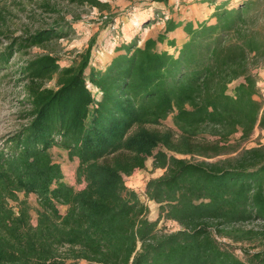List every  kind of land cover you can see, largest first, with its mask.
Segmentation results:
<instances>
[{"label":"trees","instance_id":"16d2710c","mask_svg":"<svg viewBox=\"0 0 264 264\" xmlns=\"http://www.w3.org/2000/svg\"><path fill=\"white\" fill-rule=\"evenodd\" d=\"M208 1L209 17L184 25L175 53L158 46L177 27L168 18L88 76L94 37L61 66L46 48L67 36L64 17L13 35L0 8V70L9 75L11 59L33 46L45 50L13 71L24 121L0 140V264H264V142L244 145L264 130L252 71L264 64V0ZM169 116L173 127L162 125ZM52 147L77 159L81 188L64 180ZM149 157L162 170L144 185L155 220L124 179ZM161 219L179 228H158Z\"/></svg>","mask_w":264,"mask_h":264},{"label":"rangeland","instance_id":"374dc122","mask_svg":"<svg viewBox=\"0 0 264 264\" xmlns=\"http://www.w3.org/2000/svg\"><path fill=\"white\" fill-rule=\"evenodd\" d=\"M100 1L107 3L103 10H98L89 4L71 3L68 0H0V8L6 12V32H12L13 35H20L25 31L33 32L35 29L49 24L53 19L64 17L70 25L67 36L56 41H50L48 48H46L47 50H53V54L57 57L61 66L76 63L78 57L85 52L90 39L94 37L89 66L85 72L86 76L90 75L93 70L103 69L116 53L123 52V50H115L122 43L136 39L140 44L146 36L156 35L157 31L163 27L162 22L165 19L209 17L210 9L213 10L214 8V5L208 0H168L166 5L154 0ZM215 1L218 3L225 0ZM226 1L229 5H234L239 0ZM43 3L54 7L55 10L49 11ZM6 43L7 40L3 39L0 49ZM43 51H45L43 48L33 46L27 50V54L11 59L13 66L11 70H7L11 72L8 73L9 75L6 74V70H0V78L2 77L0 83V140L6 133L16 129V126L24 121L19 119V111L23 109L22 104H19V101L23 98L21 85L16 82L19 73L13 71L17 68L20 60L35 56ZM260 68H264V64L253 66L252 71L255 73ZM258 80H260V76L257 75ZM235 83L232 82L231 84ZM45 85L55 88L53 80L46 82ZM93 92L97 96V91L93 90ZM162 125L173 127L171 117L169 116L162 121ZM238 135L236 134V136ZM257 142H264V130H255L250 140L245 142L244 145L250 147L256 145ZM54 154L60 161L64 180L77 189L81 188L83 184L75 180L76 163L68 158L63 149L55 150ZM150 159L146 162L145 168L140 169L139 174H132L135 178L127 179L126 176L124 177L127 184L130 181L137 183L133 187H131L132 185L127 186L137 193H140L142 188L144 189V185L149 178L162 173L159 168L152 169ZM19 196L23 197L22 194H19ZM28 201L35 205V195L30 194ZM146 204L149 208L148 218L155 220L158 216V204L151 200ZM59 208L61 211L65 209L64 206H59ZM157 227L166 230L179 228L175 222L165 221L164 219L159 221ZM220 239L227 241L223 237ZM239 245L235 244L237 247ZM235 252L239 256L241 255L239 248H235Z\"/></svg>","mask_w":264,"mask_h":264},{"label":"crops","instance_id":"0c3cea01","mask_svg":"<svg viewBox=\"0 0 264 264\" xmlns=\"http://www.w3.org/2000/svg\"><path fill=\"white\" fill-rule=\"evenodd\" d=\"M204 3L206 4L207 2H204ZM210 12H212V9H210ZM207 18L208 17H195V18L190 17L188 19H183L182 17H177L176 19L172 18L173 23L177 24V27L174 30L167 33L166 40L163 43H159V45H158L159 48L168 50L170 53H172V52L175 53L176 49H179L181 44L186 39V34L183 30L184 25L187 22H192L194 25H196L198 22H201ZM162 23H163V27H164V21ZM163 27L160 28L157 32H163V29H164ZM255 73H257V75L260 76V80L257 81L259 89L260 88L263 89L264 88V68L258 69V71H255ZM235 82L236 81H234V83ZM60 149H62V148H58V147H52L51 148V153L53 154V158H55L56 161H58V162H60V161L56 158V156H54L55 155L54 152H55V150H60ZM66 154H67V152H66ZM148 159H150V162L152 163V157H149ZM148 159L146 160V162L148 161ZM71 161L75 162L77 165V159L76 158L71 159ZM146 162H145V166H146ZM136 173L139 174L140 169H136L132 174H136ZM132 174L129 176H126L125 178H127V179L135 178V176H132ZM125 184L127 186L132 185L131 187H133V185L137 184V183L135 181H130V183L127 184V182L125 181Z\"/></svg>","mask_w":264,"mask_h":264},{"label":"built area","instance_id":"2783aa9c","mask_svg":"<svg viewBox=\"0 0 264 264\" xmlns=\"http://www.w3.org/2000/svg\"><path fill=\"white\" fill-rule=\"evenodd\" d=\"M260 91L262 92V95L264 97V88L261 89ZM138 197L141 199V201H143L145 203L149 201V199L147 198V195L145 194V191L143 188L141 189L140 193H138Z\"/></svg>","mask_w":264,"mask_h":264}]
</instances>
